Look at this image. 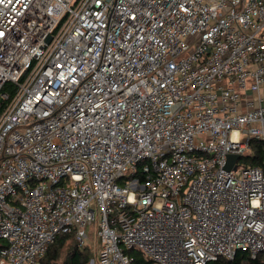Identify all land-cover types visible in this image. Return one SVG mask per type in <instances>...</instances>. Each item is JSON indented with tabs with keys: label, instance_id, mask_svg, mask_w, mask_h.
<instances>
[{
	"label": "built area",
	"instance_id": "1",
	"mask_svg": "<svg viewBox=\"0 0 264 264\" xmlns=\"http://www.w3.org/2000/svg\"><path fill=\"white\" fill-rule=\"evenodd\" d=\"M263 87L264 0H0V264L264 263Z\"/></svg>",
	"mask_w": 264,
	"mask_h": 264
},
{
	"label": "trees",
	"instance_id": "2",
	"mask_svg": "<svg viewBox=\"0 0 264 264\" xmlns=\"http://www.w3.org/2000/svg\"><path fill=\"white\" fill-rule=\"evenodd\" d=\"M12 87L7 85L4 90H11ZM252 145V153L248 156L242 158V162L253 166L259 167L264 171V143L259 142L257 140H253L251 142ZM75 240L72 235H62L59 236L56 243L49 249L48 253L41 259V264H54L60 258L61 250L65 247L66 243L69 240ZM76 241V240H75ZM87 246H80L79 243L75 244L71 247L69 252V258L66 264H89L92 257L88 250ZM127 255L133 257V264H153L151 261H147L143 259L141 254L136 250H128L125 252ZM45 260L44 262H42ZM249 261L245 263L244 261ZM208 264H264L260 260L253 261L251 260L246 253L240 252L237 256L232 260L219 259L215 262H210Z\"/></svg>",
	"mask_w": 264,
	"mask_h": 264
},
{
	"label": "rangeland",
	"instance_id": "3",
	"mask_svg": "<svg viewBox=\"0 0 264 264\" xmlns=\"http://www.w3.org/2000/svg\"><path fill=\"white\" fill-rule=\"evenodd\" d=\"M96 228H97V225L94 224L92 227H90L88 229L89 240H87V243H85V246H87L86 249L88 250V252L90 253V255L92 257L91 261L96 260L97 253L99 250V245H100V243L94 237V231H96ZM75 244H78V242L73 240V239L72 240L70 239L66 243L65 247L61 250L59 260L57 262H55L54 264H66V262L69 258V252L71 250V247L74 246ZM44 261L45 260H43L42 262H44ZM38 264H41V262H39Z\"/></svg>",
	"mask_w": 264,
	"mask_h": 264
},
{
	"label": "water",
	"instance_id": "4",
	"mask_svg": "<svg viewBox=\"0 0 264 264\" xmlns=\"http://www.w3.org/2000/svg\"><path fill=\"white\" fill-rule=\"evenodd\" d=\"M241 159L240 156H237V155H230L228 157V162H227V165H226V169L228 171H230L231 169H236V166H235V163Z\"/></svg>",
	"mask_w": 264,
	"mask_h": 264
},
{
	"label": "crops",
	"instance_id": "5",
	"mask_svg": "<svg viewBox=\"0 0 264 264\" xmlns=\"http://www.w3.org/2000/svg\"><path fill=\"white\" fill-rule=\"evenodd\" d=\"M263 91H262V95H263V97H264V87H263V89H262Z\"/></svg>",
	"mask_w": 264,
	"mask_h": 264
}]
</instances>
